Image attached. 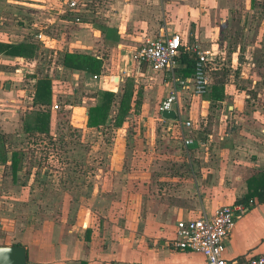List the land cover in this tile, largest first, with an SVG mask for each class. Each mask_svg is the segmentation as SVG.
Wrapping results in <instances>:
<instances>
[{
    "label": "crops",
    "instance_id": "obj_1",
    "mask_svg": "<svg viewBox=\"0 0 264 264\" xmlns=\"http://www.w3.org/2000/svg\"><path fill=\"white\" fill-rule=\"evenodd\" d=\"M68 1L0 0V42L32 45L36 49L34 57L0 53V101L6 103L2 105L0 132H13L23 124L27 112H33L28 122L33 124L35 111L40 108L34 105L37 84L46 80L52 94L51 105L46 108L50 114L55 111L56 98L60 94L65 96L67 89H73L78 98L83 92L95 93L94 98L83 97L78 105L65 106L73 110L74 116L78 114L82 126L87 125L89 109L97 103L100 92H113L118 105L126 94L130 110L125 118L148 120V130L140 122L137 136L141 142L148 138L150 144L158 119H165L158 111L157 100L165 99L173 85L165 73L138 63L137 51L146 38L160 32L178 34L186 45L189 42L215 54L210 69L211 88L202 96L179 89L176 119H166L165 129L170 132L181 124L176 121L182 117L181 97H193L190 116L206 118L207 129L194 127L195 136H188L193 143H184L183 147L195 152V157L203 149L211 148L223 174L218 176L210 166L200 167L194 160L186 169L189 173L198 172L199 178L194 180L197 185L222 177L217 182L230 181L237 187L227 189L224 193L228 196L221 191L215 197L204 194L207 191L200 187V194L189 204L183 202L187 196L179 195L184 204L163 205L170 223L161 219L155 228H144L139 239L117 242L102 235L104 231L99 226L85 222L82 227L24 223L14 210H5L1 204L0 245L26 246L27 264H207L201 253L173 248L176 224L181 219L212 215L222 206L234 205L237 198L248 192V180L264 172V0H109L107 17L97 20L84 19L90 13L89 3L95 0H76L83 6L81 22L60 14ZM39 32L44 34L43 43L36 39ZM67 54L100 60V72L67 67ZM181 68L177 61L182 76ZM40 69L45 71L42 77L38 75ZM192 121L188 120L191 126L195 122ZM201 131L209 144L197 138ZM7 150L10 160L11 151L15 150L8 146ZM0 168L2 176L6 167L0 164ZM226 169L232 171L227 174ZM262 254L264 202L239 217L224 250L225 258L236 264H245L249 258Z\"/></svg>",
    "mask_w": 264,
    "mask_h": 264
},
{
    "label": "rangeland",
    "instance_id": "obj_2",
    "mask_svg": "<svg viewBox=\"0 0 264 264\" xmlns=\"http://www.w3.org/2000/svg\"><path fill=\"white\" fill-rule=\"evenodd\" d=\"M108 1L89 3L90 13L83 18L105 19ZM188 45L191 46L189 42ZM38 75L42 77L45 71L38 70ZM60 95L54 102L59 108L51 113L47 133L25 131V122H31L29 115L33 113L27 112L23 124L7 134L5 149L8 146L10 150L21 152L23 159L21 173L15 183H12L9 169L5 168L3 177L0 175V206L14 210L24 223L52 222L82 227L85 222L86 225L99 226L104 231L102 235L113 242L136 240L144 234V228H155L159 220L171 222L163 205L180 204L184 198H178L179 195L187 196L183 202L189 204L200 194V187L207 191L204 194L209 193L213 197L218 192L225 194L227 189H236L237 185L234 187L230 181L217 182L222 177L212 183L197 185L194 180L199 178L198 172L189 173L186 169L194 160L200 167L210 166L218 176L223 174V169L216 166L217 154L211 152V148L203 149L200 156L198 152L195 157V152H188L183 147L185 136H195L194 127L200 125L207 129L206 118L190 116L193 97L188 94L181 97L182 117L179 121L184 123L193 119L194 125L184 127L177 124L173 131L168 132L165 129L167 123L160 118L150 144L147 143L148 138L141 142L137 136L140 122L144 130H148V120L129 116L120 128L110 123V126L99 130L90 129L87 125L82 126L76 117L78 114L74 116L73 110L65 106L78 105L83 97L94 98L95 93L83 92L78 98L74 96L73 89H67L65 96ZM156 99L152 102L155 103ZM163 99L157 100V107ZM2 105L6 103L0 101V115L4 110ZM118 106L116 104L113 108L112 116L116 115ZM197 138L201 143L209 144L205 141L204 131ZM163 145L172 147L162 148ZM2 170L0 168V173ZM226 171L228 174L232 169ZM162 175H165L164 179Z\"/></svg>",
    "mask_w": 264,
    "mask_h": 264
},
{
    "label": "built area",
    "instance_id": "obj_3",
    "mask_svg": "<svg viewBox=\"0 0 264 264\" xmlns=\"http://www.w3.org/2000/svg\"><path fill=\"white\" fill-rule=\"evenodd\" d=\"M82 7L78 1L69 0L67 6L59 12L73 18L76 22H81ZM44 38L42 32L36 35V39L42 43ZM181 50L186 51L193 59V73L190 76L182 77L177 70ZM214 56L213 52L204 50L198 45H186L178 34L170 35L160 32L158 36L146 38L143 41L136 55L138 63L145 64L154 71L165 73L173 85L172 90L158 108L160 115L165 111H175L179 101V89L190 91L196 96L209 92L211 88L210 69ZM53 109H58V105L55 104ZM181 124L186 127L191 126L188 121ZM183 141L186 145L193 143L188 136H185ZM245 211L243 205H225L218 208L212 215L202 214L195 218L179 220L176 224L173 248L201 253L206 258L207 264H236L225 258V244L237 220ZM245 264H264V254L249 258Z\"/></svg>",
    "mask_w": 264,
    "mask_h": 264
},
{
    "label": "trees",
    "instance_id": "obj_4",
    "mask_svg": "<svg viewBox=\"0 0 264 264\" xmlns=\"http://www.w3.org/2000/svg\"><path fill=\"white\" fill-rule=\"evenodd\" d=\"M36 49L32 45L10 44L0 42V53L10 56L34 57ZM178 62L183 66L179 69L182 76H190L193 73V59L190 55L181 50ZM64 64L72 69L89 71L92 73L100 72L102 63L100 60L88 55L67 54L64 57ZM52 94L50 82L41 80L37 84L34 105L39 106L35 111L33 124L25 122V131L28 133H47L49 131L50 111L46 108L51 105ZM130 99L124 94L118 106L115 116H112L113 108L116 105V95L113 92L103 91L99 93L97 103L90 107L87 126L90 129L99 130L100 127L112 126L120 128L130 110ZM7 134H0V164L4 165L11 172L13 182L17 181L22 168V154L19 151H11V159H8V150L5 149ZM248 192L236 201V205H243L246 211L252 209L257 203L264 202V172H260L248 180Z\"/></svg>",
    "mask_w": 264,
    "mask_h": 264
},
{
    "label": "water",
    "instance_id": "obj_5",
    "mask_svg": "<svg viewBox=\"0 0 264 264\" xmlns=\"http://www.w3.org/2000/svg\"><path fill=\"white\" fill-rule=\"evenodd\" d=\"M165 119H176V113L165 111L162 113ZM27 248L24 245H0V264H27Z\"/></svg>",
    "mask_w": 264,
    "mask_h": 264
}]
</instances>
